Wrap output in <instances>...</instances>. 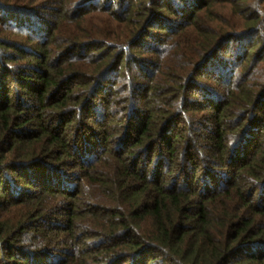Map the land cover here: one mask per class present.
I'll list each match as a JSON object with an SVG mask.
<instances>
[{"label": "trees", "instance_id": "trees-1", "mask_svg": "<svg viewBox=\"0 0 264 264\" xmlns=\"http://www.w3.org/2000/svg\"><path fill=\"white\" fill-rule=\"evenodd\" d=\"M0 264H264V0H0Z\"/></svg>", "mask_w": 264, "mask_h": 264}]
</instances>
